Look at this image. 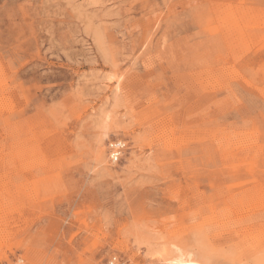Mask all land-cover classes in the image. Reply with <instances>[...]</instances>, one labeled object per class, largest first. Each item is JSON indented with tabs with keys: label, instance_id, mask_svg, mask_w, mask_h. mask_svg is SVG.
Returning <instances> with one entry per match:
<instances>
[{
	"label": "rangeland",
	"instance_id": "1",
	"mask_svg": "<svg viewBox=\"0 0 264 264\" xmlns=\"http://www.w3.org/2000/svg\"><path fill=\"white\" fill-rule=\"evenodd\" d=\"M112 257L264 264V0H0V264Z\"/></svg>",
	"mask_w": 264,
	"mask_h": 264
},
{
	"label": "built area",
	"instance_id": "2",
	"mask_svg": "<svg viewBox=\"0 0 264 264\" xmlns=\"http://www.w3.org/2000/svg\"><path fill=\"white\" fill-rule=\"evenodd\" d=\"M126 143L124 141H114L109 144V158L111 162H118L122 154L126 150ZM106 264H129L127 261L118 257L110 258Z\"/></svg>",
	"mask_w": 264,
	"mask_h": 264
},
{
	"label": "bare ground",
	"instance_id": "3",
	"mask_svg": "<svg viewBox=\"0 0 264 264\" xmlns=\"http://www.w3.org/2000/svg\"><path fill=\"white\" fill-rule=\"evenodd\" d=\"M182 260V259H181ZM184 260V259H183ZM177 261V260H176ZM177 264V263H176ZM179 264H199V263H196V262H193V261H189V260H186V261H180Z\"/></svg>",
	"mask_w": 264,
	"mask_h": 264
}]
</instances>
